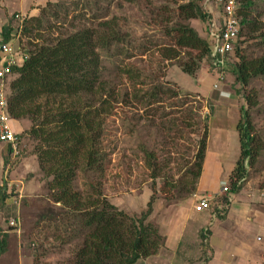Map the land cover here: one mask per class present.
Wrapping results in <instances>:
<instances>
[{"label": "rangeland", "instance_id": "374dc122", "mask_svg": "<svg viewBox=\"0 0 264 264\" xmlns=\"http://www.w3.org/2000/svg\"><path fill=\"white\" fill-rule=\"evenodd\" d=\"M188 1L51 0L52 3L59 2L60 6L53 5L48 9L39 28L32 30V40L23 33L31 23L34 27V23L28 21L29 17L22 26L18 19H14L13 43L26 48L31 47L30 41L54 44L57 37L75 33L83 25L95 27L93 46L98 56V77L100 70L105 85L72 96L42 95L36 102L42 120L40 124L34 126L30 119L17 120L15 124L21 132L19 153L13 155L5 143H0V185L8 193L5 203H0V234L7 233V250L1 255L0 264H13L19 250L25 253V257L27 255L30 264H71L86 235L79 221L80 213L92 202L106 198L119 210L134 216L141 215L152 200L151 216H161V202L169 205L194 198V191H191L194 190V162L200 136L205 137V130L208 131L211 124L213 127L219 124L234 126L237 122L224 116H214L211 121L202 96L219 104L228 102L227 98L234 99L238 86L235 85L233 66L226 63V77L215 89L222 98L216 99L209 95L216 75L207 73L208 58L193 76L185 73L177 63L162 61L155 51L157 49H153L125 60L126 66L140 71L136 80L125 74L119 79L111 63L114 56L105 57L101 48L107 38L118 31L132 36L136 43L164 38L171 41L168 36L164 37V26L174 21V14L178 13L176 6ZM195 1L208 17L213 15V29L218 30L220 20L225 17L222 4L217 8L215 0ZM161 3L171 4L173 8L162 11L156 7ZM66 8L71 11L68 16ZM80 9L87 12L85 18H77ZM254 10L253 14L261 23V32L240 46L242 53L249 57L264 52V38L259 34L264 33V0H256ZM170 16L172 20H169ZM207 20L209 18H197L191 23L214 45L212 28ZM38 34L41 38L37 37ZM183 57L179 59L188 60ZM228 58L236 61L238 57L231 54ZM59 67L41 66L39 72L52 77L59 74ZM163 73H166L163 80L169 81L164 86L168 93L161 94L163 101L155 110L147 105L146 91L151 90L154 78ZM16 77L17 74H12L7 79L8 95L10 84ZM112 85H118L127 103L108 98L107 92ZM172 91L179 95L173 96ZM244 92L250 94L246 119L250 121L254 136V156L249 164L248 177L262 187L264 76L254 78L244 87ZM140 97L142 99L137 101ZM241 102H244L242 97L237 104ZM67 115L74 118L66 119ZM82 120L93 124L94 129L83 127L81 134H63L60 140H51L65 122L82 123ZM227 152L223 157L228 156ZM148 153L153 154L151 161ZM61 172L63 176L57 177ZM153 173H157V177H152ZM12 218L17 221L15 228L10 227ZM156 218L151 220L149 217L152 222L149 221L155 225ZM197 260L199 258L192 260L191 264H197Z\"/></svg>", "mask_w": 264, "mask_h": 264}, {"label": "trees", "instance_id": "16d2710c", "mask_svg": "<svg viewBox=\"0 0 264 264\" xmlns=\"http://www.w3.org/2000/svg\"><path fill=\"white\" fill-rule=\"evenodd\" d=\"M147 1L150 2L151 0ZM255 4L256 0H238L240 30L237 44L232 53L238 58L236 61H231L229 58L226 61L227 64L233 66V75L237 83L235 85L238 86L236 93L245 101V104L241 108V120L238 123L242 151L230 175L232 192H238L243 180L248 177V166L251 164L254 156V136L250 121L246 119L247 102L250 104V94L244 92V87L250 84L254 78L264 76V52L258 56L249 57L240 50L241 44L256 37L257 32H261V23L253 14L255 12ZM53 5L59 7L60 3H52L49 0L45 6L41 7L40 14L28 18V21L31 20L34 23V27H32L31 23L30 27L24 28L23 33L27 35L26 37L31 39L30 34L32 30H35L36 27L39 28L44 16H46V12ZM76 7H78V4H76ZM156 7L162 9V11L171 7L173 8L171 4L166 5L163 3ZM176 7L178 8V13L174 14L176 15L174 21H170L163 29L164 37L168 36L171 41L164 38L159 40L152 39L149 42L147 41L148 43H136L135 40L131 39L132 36H126L128 34L121 33L120 31L112 33L107 38L103 47H101L103 48L102 52L105 53V57L107 58H110L111 55L114 56V60L111 63L119 79L121 75L125 74L127 78L136 80L135 78L139 77L140 71L126 66L125 60L134 54H147L153 49H157L155 51L158 52L162 61L169 64L177 63L185 73L193 76L200 70L204 59L208 58L210 63L209 71L211 72L210 68L216 58L213 55V45L200 35L191 22L197 18L202 20L209 18L210 21L213 20L208 17V14L203 12L202 7L195 0H189ZM70 13V9L66 8L65 14L68 16ZM85 14L87 12L80 9L77 18H85ZM94 18L97 19L98 17L94 16ZM169 20H172L171 16ZM13 28L11 26V28L3 33L4 42H9L14 38L11 35ZM94 28L83 25L75 33L57 37V42L54 44L47 42L31 43L30 41L31 47L26 48L19 45L23 51L24 60L21 65H14L10 73V75L17 74V77L10 84V94L8 97L9 113L12 118L19 121L30 119L32 124L37 126L42 120L39 114V106H37L36 102L42 95L49 93L54 96H58V94L72 96L104 87L105 81L102 79L100 70L98 77L97 69L99 67L96 65L98 56L95 55L93 46ZM259 34L264 38V33ZM38 35L37 37L41 38L40 34ZM34 37H36V34ZM63 53L64 55H62ZM182 55L184 56L183 58H188V60H180L179 58H182ZM41 66L49 68H58L60 66V72L58 75L50 77L39 72ZM166 73L154 78L151 90L147 89L146 91L148 94L147 105L153 107L155 110L159 103L163 101L161 94L168 93V88L164 86L169 81L163 80ZM172 93L173 96L179 95L177 91H172ZM107 96L115 102L122 100L127 103V99L120 92L118 85L110 86ZM141 99L142 97L138 98L137 101ZM152 112L154 114L155 111ZM62 118L65 117L62 116ZM73 118V116H66V119ZM43 124L45 125L46 123ZM34 126L33 128H35ZM83 127L88 130L94 129L93 124L90 122L83 123V120L82 123L78 121L73 123L65 122L61 129L56 131L55 138L51 140H60L63 134L70 136L81 134V128ZM207 135L208 131L206 128L205 137L200 136L198 141L194 162L196 170L193 172V184L197 183L202 173L207 148ZM152 155V153L147 154L150 161L153 158ZM49 158L54 160L52 157ZM67 161L70 162L69 160ZM150 167H152L151 164ZM62 176L63 172L59 173L57 177ZM152 177H157V173H153ZM153 189L155 193V188L153 187ZM7 198V190L0 185V203H5ZM90 205L80 213L79 221L82 224L83 230L86 231V235L83 243L75 251L74 260L71 264H136L139 259L158 252L162 237L158 228L149 221V217L153 211L152 200L149 201L146 210L141 215L134 216H130L124 211L119 210L106 198L96 203L92 202ZM216 209L222 210L220 204L217 205ZM10 227L15 228L13 226ZM6 236V232L2 235L0 234V254L7 250Z\"/></svg>", "mask_w": 264, "mask_h": 264}, {"label": "crops", "instance_id": "0c3cea01", "mask_svg": "<svg viewBox=\"0 0 264 264\" xmlns=\"http://www.w3.org/2000/svg\"><path fill=\"white\" fill-rule=\"evenodd\" d=\"M48 1L0 0V47L7 43L3 41V33L11 26L13 28L16 14L26 18L37 16ZM210 18L213 20V15ZM222 21L223 18L219 24ZM207 22L210 25L211 21ZM11 35L15 36L14 29ZM13 40L14 38L11 41ZM207 73L212 74L209 71ZM216 79L217 77L214 82ZM219 87L220 84L217 88ZM215 89L211 86L209 95L216 99L222 98ZM202 97L206 101L211 121L214 116L237 120L234 126L219 124L213 127L214 124H211L203 170L191 191L216 200L217 203V198L226 194L222 188L225 184H230V175L242 151L238 123L245 101L237 104L240 100L237 93L234 99L227 98L228 102L223 101L222 104L211 101L210 97ZM225 152L227 157H223ZM228 194L231 202L226 209L220 211L195 210V197L191 201H177L169 205L161 202V216L150 215L151 220L157 217L154 224L162 237L161 246L157 253L139 259L136 264H191L197 258V264H264V186L259 187L246 177L238 192L230 191ZM216 203L215 207L219 205ZM16 253L13 264H30L25 253L20 250ZM1 255L4 252L0 254V263Z\"/></svg>", "mask_w": 264, "mask_h": 264}, {"label": "built area", "instance_id": "2783aa9c", "mask_svg": "<svg viewBox=\"0 0 264 264\" xmlns=\"http://www.w3.org/2000/svg\"><path fill=\"white\" fill-rule=\"evenodd\" d=\"M216 4H222V11L225 17L221 24L218 25V30H214L215 22L211 21L212 36L215 43L213 45V55L216 56L211 66V72L216 75L217 79L214 82V88L219 86V83L225 79L226 61L230 54L234 52V47L237 44L240 30V20L238 15V0H215ZM25 16L16 14L14 19H18L22 26ZM19 27V26H18ZM0 143H5L10 147L13 155L19 153L20 134L19 129L15 128L18 123L16 119L12 118L9 113V102L7 92V79L14 65H21L24 60V54L19 45L9 41L0 47ZM231 190L230 184H225L222 188L225 196L217 198V203L220 204L221 209H226L231 202V196L228 194ZM196 203L195 210H213L215 209V201L206 196H201L194 193ZM216 203V205H217ZM10 225L15 227L17 221L15 218L10 220Z\"/></svg>", "mask_w": 264, "mask_h": 264}, {"label": "clouds", "instance_id": "9594fccd", "mask_svg": "<svg viewBox=\"0 0 264 264\" xmlns=\"http://www.w3.org/2000/svg\"><path fill=\"white\" fill-rule=\"evenodd\" d=\"M230 187H231V184H230ZM231 191V190H230Z\"/></svg>", "mask_w": 264, "mask_h": 264}]
</instances>
